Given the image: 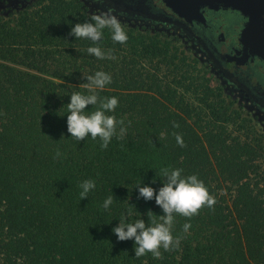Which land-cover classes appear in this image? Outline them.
Segmentation results:
<instances>
[{"label":"trees","instance_id":"16d2710c","mask_svg":"<svg viewBox=\"0 0 264 264\" xmlns=\"http://www.w3.org/2000/svg\"><path fill=\"white\" fill-rule=\"evenodd\" d=\"M91 16L76 0H45L0 18V264H264L260 144L230 138L218 122L229 116L213 112L217 120L207 122L214 91L180 41L124 26L128 39L119 44L105 30L101 47L115 59L100 60L85 52L90 41L69 35ZM98 70L112 82L97 94L118 98L108 114L125 129L117 125L103 150L98 138L70 137L66 125L68 95L85 92L84 76ZM165 167L196 174L215 203L191 217L175 214L178 247L135 258L133 241L117 240L111 229L122 218L158 221L160 207L135 187L158 189ZM85 179L96 188L80 199Z\"/></svg>","mask_w":264,"mask_h":264},{"label":"flooded vegetation","instance_id":"af4514ba","mask_svg":"<svg viewBox=\"0 0 264 264\" xmlns=\"http://www.w3.org/2000/svg\"><path fill=\"white\" fill-rule=\"evenodd\" d=\"M76 1L89 15L110 11L127 28L162 32L180 41L206 74L215 98L225 99L264 133V2L252 18L219 6L201 8L200 17L186 21L162 0H143L147 18L138 11L141 0ZM44 2L0 0V18L13 19ZM249 24L251 31L244 35Z\"/></svg>","mask_w":264,"mask_h":264},{"label":"clouds","instance_id":"9594fccd","mask_svg":"<svg viewBox=\"0 0 264 264\" xmlns=\"http://www.w3.org/2000/svg\"><path fill=\"white\" fill-rule=\"evenodd\" d=\"M105 30L110 33L114 43L124 44L128 35L120 20L110 11L92 15L83 23H75L70 27L69 35L75 39L90 41V46L85 49L89 56L97 59H115L111 50L105 51L102 41ZM86 83L82 84L85 92L74 91L69 96L70 102L67 104L66 125L70 137L77 141L90 137L93 140L99 139L100 149H106L117 132V125H121L119 131L124 133L123 120H117L112 113L118 105V98L100 97L97 90H102L112 82L111 74L105 71H95L91 75L84 76ZM98 105L95 111H90L87 106ZM174 127L176 125H173ZM119 138V137H118ZM176 141L183 146L182 138L176 135ZM59 155V152H57ZM160 174L163 177L161 186L154 189L150 184H138L135 189L138 198L145 201L153 200L162 210V215H158V221L147 223L144 219L137 218L134 221L122 218L119 223L111 229L117 240L133 241L134 257L139 258L151 253L153 258H160L161 251L175 249L179 245V237H173L172 228L175 214L184 217H191L197 214L202 206L211 208L215 199L211 196L204 182L196 174L184 176L180 168H161ZM155 183V180L152 181ZM80 199L88 197L90 191L96 188V183L92 179H85L79 184ZM114 196L109 195L103 200L102 208L107 211L112 205ZM148 213H153L149 210ZM191 227L190 223L183 225L185 232Z\"/></svg>","mask_w":264,"mask_h":264},{"label":"rangeland","instance_id":"374dc122","mask_svg":"<svg viewBox=\"0 0 264 264\" xmlns=\"http://www.w3.org/2000/svg\"><path fill=\"white\" fill-rule=\"evenodd\" d=\"M143 0L140 1L138 5V11L140 15L146 16L147 18L149 12L142 5ZM201 69V67H198ZM206 76V74H205ZM190 95V93H188ZM209 108L204 110L208 117L206 118L207 122H215L217 119L212 115L213 112L216 113V116H219V120H223V117L229 116V121H218L221 126H224L227 129V133L230 135V138H239L242 141H247L251 143H259L262 148V156L259 158L258 163L261 164V172H264V133L260 126L255 125L252 122H248L243 113L241 114L239 110L228 104L227 101H224L218 98H212L208 101ZM193 104L197 108H206L202 106L197 99H194ZM210 104L214 106L215 110L210 108ZM241 115H240V114ZM206 122H203V124ZM222 189L224 192H227L228 184L223 183ZM227 200L230 203V195L227 194Z\"/></svg>","mask_w":264,"mask_h":264},{"label":"water","instance_id":"95a60500","mask_svg":"<svg viewBox=\"0 0 264 264\" xmlns=\"http://www.w3.org/2000/svg\"><path fill=\"white\" fill-rule=\"evenodd\" d=\"M165 6L178 17L192 21L200 17V9L204 7L231 8L242 12L252 18L256 9L260 7L264 0H162ZM251 24L247 26L244 35L251 31Z\"/></svg>","mask_w":264,"mask_h":264}]
</instances>
